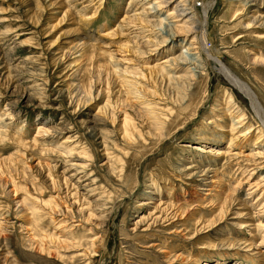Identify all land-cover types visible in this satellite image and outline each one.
<instances>
[{"label": "rangeland", "instance_id": "374dc122", "mask_svg": "<svg viewBox=\"0 0 264 264\" xmlns=\"http://www.w3.org/2000/svg\"><path fill=\"white\" fill-rule=\"evenodd\" d=\"M158 1L0 0V264H264V0Z\"/></svg>", "mask_w": 264, "mask_h": 264}, {"label": "bare ground", "instance_id": "6f19581e", "mask_svg": "<svg viewBox=\"0 0 264 264\" xmlns=\"http://www.w3.org/2000/svg\"><path fill=\"white\" fill-rule=\"evenodd\" d=\"M147 1V0H146ZM157 1V0H156ZM186 0H182L178 3V5H176L175 9L177 10V12H173V13H170L168 14V16L165 18V19H172V17L174 15H176L177 13L180 14V16H184V17H188V19L186 20V22H190V23H193V19L191 18V16H189V13H187L186 9H183V5L185 4H182L183 2H185ZM254 0H240L239 3L241 2H245L248 7H250L251 5H254L256 3H253ZM169 0H162V1H158V2H154V4L152 3V5L150 7H148V10L149 11H143V12H139V13H136V14H142V15H145V16H152V15H156L159 10L162 8V6L166 3H168ZM172 3V2H171ZM162 10V9H161ZM187 13V15H186ZM186 15V16H185ZM165 19H163L162 21H159L156 26H161L160 28H158L159 32H158V36L161 38V39H166L167 37H174L176 35V32H174V27L173 25H169V23L167 21H164ZM181 19V18H180ZM179 20V19H178ZM194 25V24H193ZM189 26V25H188ZM203 30L205 31V23L203 25ZM176 28V27H175ZM190 32L192 31V29L189 30ZM188 33V32H187ZM205 33V32H204ZM203 38V37H202ZM149 41H153L151 39H149ZM90 46H94V44L90 43L89 40L87 39L86 41L84 42H76L75 44V47L77 49H80L81 51H85V49H87L88 47ZM193 48V47H192ZM100 50V53L101 54H107L108 57H111V59H115V56H113V54H111L110 50H105V49H102V48H99ZM113 53V52H112ZM196 54V53H195ZM184 55H181L180 56V59H183ZM210 57V56H209ZM208 57V58H209ZM211 58V57H210ZM217 64L220 65V68L219 70L225 75L226 79L229 81V83H231L233 86H235L236 88H238L239 90H242L243 94L246 95L248 98H250L251 102H252V105H254V107L257 109L258 113H262L261 110H258V102H257V98L256 96L254 95V93L251 92V90L248 88L247 84L245 82H243L242 80H240L239 78H237V76L232 73L227 67H224L223 66V63L221 62L220 59L218 58H212ZM183 60H188V59H183ZM114 62V61H112ZM110 63V62H109ZM115 65H117V62H114ZM185 64L189 65V64H193V62L191 61H188L186 62ZM114 65V66H115ZM108 66V65H107ZM104 67V66H103ZM109 67H110V64H109ZM195 67V66H194ZM195 68H200V67H195ZM196 70V69H195ZM115 72V71H114ZM118 73V72H116ZM126 82V81H125ZM128 82V81H127ZM138 82H136L137 84ZM141 83V82H140ZM138 85V84H137ZM139 98H141L140 96H138ZM95 98V97H94ZM93 99V97L90 98V100ZM107 107L108 106H104L102 107V110L103 111H106L107 110ZM254 108V109H255ZM263 115V113L261 114V116ZM263 117V124H264V116ZM244 119V117L240 116L239 119L236 121V122H242ZM41 131V129L39 130ZM248 132H251V130H249ZM261 134V133H260ZM243 136V135H241ZM233 138V137H232ZM190 146V144H189ZM213 150V152H216L215 149H212L211 147V150L210 152ZM223 155V154H222ZM264 157V156H263ZM192 165V164H191ZM262 167V166H261ZM201 171V170H200ZM203 174L206 175V171H203ZM214 180V179H213ZM210 181V180H209ZM211 183V182H210ZM262 184V183H261ZM238 185H242L240 182ZM260 186V185H259ZM235 189V188H234ZM231 200V195H227V196H224L223 199L221 200V212L223 211V214L222 216L227 213V206H228V203L227 201ZM226 208V209H225ZM225 209V210H224ZM225 211V212H224ZM59 211H57L58 213ZM239 223V222H238ZM241 223V222H240ZM245 223V222H244ZM209 227V226H207ZM258 226L254 227V228H257ZM259 227H261L259 225ZM241 228V227H240ZM251 236H255L253 234H251ZM252 243V242H251ZM250 243V246L252 247L253 246V243L251 244ZM224 255V254H223ZM225 256V255H224ZM260 257H258L259 259H262L264 261V256L262 255V253L259 254ZM239 259V258H237ZM240 260V259H239ZM260 260V261H262ZM254 263H256L255 261H253ZM204 264H211V263H208V262H204ZM232 264H239L237 261L232 263Z\"/></svg>", "mask_w": 264, "mask_h": 264}]
</instances>
